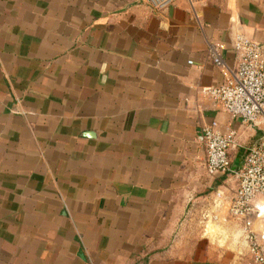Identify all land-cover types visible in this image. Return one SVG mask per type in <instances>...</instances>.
Wrapping results in <instances>:
<instances>
[{
    "label": "crops",
    "instance_id": "obj_1",
    "mask_svg": "<svg viewBox=\"0 0 264 264\" xmlns=\"http://www.w3.org/2000/svg\"><path fill=\"white\" fill-rule=\"evenodd\" d=\"M239 31L264 52V0H0V264H248L199 142L264 137L202 93Z\"/></svg>",
    "mask_w": 264,
    "mask_h": 264
},
{
    "label": "built area",
    "instance_id": "obj_2",
    "mask_svg": "<svg viewBox=\"0 0 264 264\" xmlns=\"http://www.w3.org/2000/svg\"><path fill=\"white\" fill-rule=\"evenodd\" d=\"M170 1L150 0V3L163 7ZM232 46L238 63L236 71L224 63L220 47L209 44L214 63L227 69L228 74L222 85L203 88L202 93L245 124L256 125L264 117L263 47L241 31L234 34ZM235 140L236 132L222 133L216 121L205 126L199 137L207 154V173L236 178L238 187L228 215L238 225L236 235L246 242L253 262L264 264V137L249 149L241 169H235L230 157Z\"/></svg>",
    "mask_w": 264,
    "mask_h": 264
},
{
    "label": "rangeland",
    "instance_id": "obj_3",
    "mask_svg": "<svg viewBox=\"0 0 264 264\" xmlns=\"http://www.w3.org/2000/svg\"><path fill=\"white\" fill-rule=\"evenodd\" d=\"M211 227H212L211 229L214 230V233L213 234H215L216 227L215 226H211ZM248 264H255V263L253 262V260L250 259Z\"/></svg>",
    "mask_w": 264,
    "mask_h": 264
}]
</instances>
